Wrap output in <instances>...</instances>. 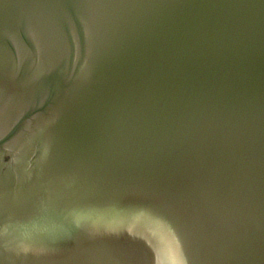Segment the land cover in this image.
<instances>
[{"label": "water", "instance_id": "water-1", "mask_svg": "<svg viewBox=\"0 0 264 264\" xmlns=\"http://www.w3.org/2000/svg\"><path fill=\"white\" fill-rule=\"evenodd\" d=\"M0 264H264V0H0Z\"/></svg>", "mask_w": 264, "mask_h": 264}]
</instances>
